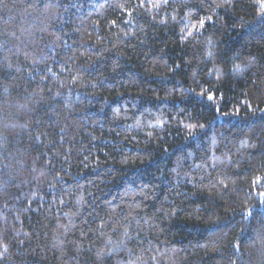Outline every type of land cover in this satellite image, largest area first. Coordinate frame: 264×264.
Listing matches in <instances>:
<instances>
[{
  "label": "trees",
  "instance_id": "1",
  "mask_svg": "<svg viewBox=\"0 0 264 264\" xmlns=\"http://www.w3.org/2000/svg\"><path fill=\"white\" fill-rule=\"evenodd\" d=\"M0 264H264V3L0 0Z\"/></svg>",
  "mask_w": 264,
  "mask_h": 264
},
{
  "label": "snow or ice",
  "instance_id": "2",
  "mask_svg": "<svg viewBox=\"0 0 264 264\" xmlns=\"http://www.w3.org/2000/svg\"><path fill=\"white\" fill-rule=\"evenodd\" d=\"M262 3H264V0H261ZM204 22L201 21V24H203ZM239 67V66H238ZM212 97H209V99H211Z\"/></svg>",
  "mask_w": 264,
  "mask_h": 264
}]
</instances>
